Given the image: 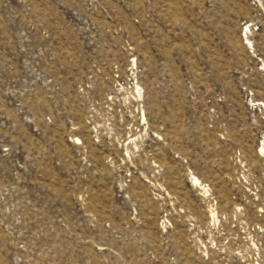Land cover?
<instances>
[{
    "label": "rangeland",
    "instance_id": "1",
    "mask_svg": "<svg viewBox=\"0 0 264 264\" xmlns=\"http://www.w3.org/2000/svg\"><path fill=\"white\" fill-rule=\"evenodd\" d=\"M0 264H264V0H0Z\"/></svg>",
    "mask_w": 264,
    "mask_h": 264
},
{
    "label": "bare ground",
    "instance_id": "2",
    "mask_svg": "<svg viewBox=\"0 0 264 264\" xmlns=\"http://www.w3.org/2000/svg\"><path fill=\"white\" fill-rule=\"evenodd\" d=\"M193 181H194L196 184L198 183V180H197V179H195V178L193 179ZM211 214H212V213H211Z\"/></svg>",
    "mask_w": 264,
    "mask_h": 264
}]
</instances>
